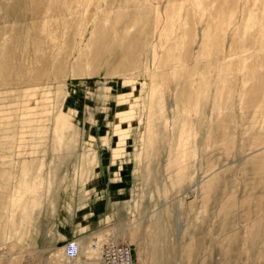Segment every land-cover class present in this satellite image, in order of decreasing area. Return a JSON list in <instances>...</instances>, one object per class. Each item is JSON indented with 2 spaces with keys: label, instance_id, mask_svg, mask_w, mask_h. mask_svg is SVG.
<instances>
[{
  "label": "rangeland",
  "instance_id": "obj_1",
  "mask_svg": "<svg viewBox=\"0 0 264 264\" xmlns=\"http://www.w3.org/2000/svg\"><path fill=\"white\" fill-rule=\"evenodd\" d=\"M108 243L264 264V0H0V264Z\"/></svg>",
  "mask_w": 264,
  "mask_h": 264
},
{
  "label": "built area",
  "instance_id": "obj_2",
  "mask_svg": "<svg viewBox=\"0 0 264 264\" xmlns=\"http://www.w3.org/2000/svg\"><path fill=\"white\" fill-rule=\"evenodd\" d=\"M125 245H106L104 247V257L106 264H130V255ZM66 254L70 257L77 254V247L72 244L66 249Z\"/></svg>",
  "mask_w": 264,
  "mask_h": 264
},
{
  "label": "bare ground",
  "instance_id": "obj_3",
  "mask_svg": "<svg viewBox=\"0 0 264 264\" xmlns=\"http://www.w3.org/2000/svg\"><path fill=\"white\" fill-rule=\"evenodd\" d=\"M72 244H74V245L77 247V254H76L75 256L70 257V256H68V255L66 254V249H67L70 245H72ZM106 245H115V246H118V245H120V244H118V243H108V244H105V245L103 246V248H102L101 258H100V264H106V259H105V257H104V247H105ZM125 246L128 248V251H129L128 253H129V255H130V260H131L130 264H133V257H132L131 249L129 248V246H127V245H125ZM79 249H80V247H79V243H78L77 239H71V240H68V241L64 244V246H63V255H64L66 258H68V259H77V258L79 257V251H80Z\"/></svg>",
  "mask_w": 264,
  "mask_h": 264
}]
</instances>
